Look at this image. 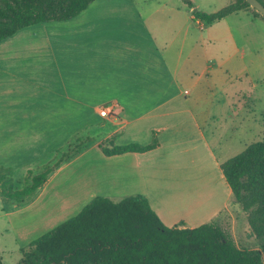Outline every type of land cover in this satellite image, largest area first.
<instances>
[{"label": "crops", "instance_id": "obj_1", "mask_svg": "<svg viewBox=\"0 0 264 264\" xmlns=\"http://www.w3.org/2000/svg\"><path fill=\"white\" fill-rule=\"evenodd\" d=\"M186 6L181 0H93L69 19L30 24L2 39L0 167L21 170L41 166L54 159L76 135L89 134L88 130L93 129L91 147H85L96 151L91 164L98 169L88 176L95 185H88L83 176L82 190L71 192L72 202L66 208L75 206L77 200L89 202L101 192L126 188L125 184L145 182L159 172L157 168L161 171L157 161L170 163L177 151H193L189 168L211 188L196 184L185 195L176 189L160 191V205L154 204L144 190L131 193H143L168 226L183 221L195 227L204 222L194 224L191 220L209 214L208 221L226 209L231 191L222 184V160H218L209 142V138L217 139L219 135L220 100L206 95L188 96L190 91L183 86L190 80L203 92L216 91L226 82L216 80L219 73L232 70L237 78L246 69L228 52L216 65L218 74L214 75L204 59L217 54V38L209 31L204 35L202 22L194 20L192 14L186 17ZM240 11L264 29V20ZM203 77L214 80L201 84ZM107 104L111 113L101 116L99 110ZM242 109L241 121L237 122L239 115L232 105L228 107L226 117L231 121L227 129L242 127L245 106ZM154 133L157 147L144 152L105 155L98 147L111 139L116 145H145ZM85 147L68 160L80 155ZM63 164L50 171L47 179L58 176ZM98 187L106 190H92ZM208 195L214 201L206 208ZM59 211L42 217L39 226L51 229L57 225L51 224Z\"/></svg>", "mask_w": 264, "mask_h": 264}, {"label": "trees", "instance_id": "obj_2", "mask_svg": "<svg viewBox=\"0 0 264 264\" xmlns=\"http://www.w3.org/2000/svg\"><path fill=\"white\" fill-rule=\"evenodd\" d=\"M92 1L0 0V41L30 24L69 19ZM181 1L200 22L213 23L249 9L264 20L245 0H233L214 12L196 11L190 0ZM259 1L264 4V0ZM157 145L154 133L145 145H116L111 139L98 147L105 155H112L144 152ZM70 154L65 152L52 166L31 175L30 184L3 191L4 197L21 201L31 195ZM219 167L231 191L228 206L237 204L245 213L256 247L239 246L220 224L217 217L225 209L195 227L183 221L168 226L143 195L129 194L119 200L97 195L74 216L21 247L17 264H264V139L248 144Z\"/></svg>", "mask_w": 264, "mask_h": 264}, {"label": "rangeland", "instance_id": "obj_3", "mask_svg": "<svg viewBox=\"0 0 264 264\" xmlns=\"http://www.w3.org/2000/svg\"><path fill=\"white\" fill-rule=\"evenodd\" d=\"M176 1L179 2L180 0ZM190 1L193 3L196 11L214 12L233 0ZM184 10L186 17L189 18L192 14L189 6H186ZM244 12L245 11H236L220 21L214 23L202 21V24L204 35L209 31L210 35L217 38L216 44L214 45L216 48L214 52L217 54L209 56L207 61L204 59V63H208L213 69L212 72H214V75L218 74V71H216L217 69H215L216 65L227 56L226 54L228 52L237 63L240 61L238 64L243 66L246 72L237 78L232 75V70H229L227 73H219L218 77L215 76L216 80H218L219 83L223 80H226V82L222 88L220 87V89L218 88L216 91L212 92H203L200 85H193L190 80H187L183 86L190 91V95L188 96H201L204 98V95H206L210 98L215 97L220 100L219 104H217L220 116L218 140L215 136V139L209 138V142L214 154L218 160H222V162L241 152L246 145L264 139V29L258 28L256 23L253 22L250 17H247ZM246 12L252 14V9ZM211 80L214 79L210 78L206 81L203 77L199 82L204 84ZM230 105L233 106L235 114L239 115V118L236 119L237 122L241 121L242 108L245 106V115L243 116L244 123L239 130L232 131L227 129L226 124L231 121V119H227L226 117L227 109ZM88 131L89 134L83 133V135H76L64 149L62 148L57 151L54 159L41 166H30L28 168H21V170L0 167V255L3 264H17L20 257L18 248L27 245L30 241L51 227L49 226L50 224L47 225L49 226L47 228H45L46 225L44 224L39 226L38 221L42 217L60 209L59 216L53 221V224H51L53 226L60 221L74 216L89 200H77L78 202L75 206L66 208V206L72 202L71 198L73 194H71V192L73 193L74 190L77 191L78 189L82 190L83 176L86 177L85 181L87 180L86 182L88 185H95L93 181L88 180V176L93 174L92 170L97 171L98 169L97 165L91 164L95 158L96 151H90V149L85 147L86 145H88L87 147H91L90 140L95 134H93V129H89ZM81 147H85L86 150L80 155H76L68 160V158L76 154ZM69 151H71V154L63 158L59 163L61 165L68 160L63 164L65 167L58 176H55L53 179H50L49 176L48 179L46 177V180L40 187L21 201L4 197L3 191L20 189L30 184L31 175L42 171L46 167L52 166L65 152ZM201 153L207 156L204 151ZM176 154L178 155L171 159L170 163H168L167 160L156 162L157 165H160L161 171L157 168L159 172L155 173L153 178L149 177L145 182L138 180V182H132L131 185L129 183L130 186L125 184L126 188L116 190L113 193L108 191L104 193L101 192V195L113 200H119L126 194H135L131 192L144 190L151 196L154 204L157 203L160 205V191L164 192L176 189L177 193L185 195L189 194L191 191L189 189H191L192 186L196 187V184L212 187L207 184V181L201 180L200 182V179L196 177L197 172L189 168L194 160L193 151H177ZM207 161L212 165L211 159L207 158ZM59 166H55L54 169L56 170ZM222 184L226 188L227 184L225 182H222ZM210 188L207 189L206 187V190ZM95 189L106 190V187L93 188L92 190ZM53 191L61 192L55 195L53 194L52 196L51 192ZM207 197L209 198H207L208 205L205 204V207L209 208L214 200L210 199L212 196L208 195ZM164 211L167 213L166 210ZM167 214L171 216L170 213ZM208 215L209 214L203 215V218L198 221L191 220V223L196 224L202 221L205 222L207 221L206 217ZM178 216L179 215L173 217L175 218ZM217 220L223 227L228 229L239 246L247 248L257 246V241L249 232L246 215L237 204L228 206L225 211L217 217ZM15 224L23 228L19 229ZM25 228L28 229V232Z\"/></svg>", "mask_w": 264, "mask_h": 264}, {"label": "water", "instance_id": "obj_4", "mask_svg": "<svg viewBox=\"0 0 264 264\" xmlns=\"http://www.w3.org/2000/svg\"><path fill=\"white\" fill-rule=\"evenodd\" d=\"M249 3L251 7H253L256 11H258L261 15L264 16V4L259 0H245Z\"/></svg>", "mask_w": 264, "mask_h": 264}, {"label": "built area", "instance_id": "obj_5", "mask_svg": "<svg viewBox=\"0 0 264 264\" xmlns=\"http://www.w3.org/2000/svg\"><path fill=\"white\" fill-rule=\"evenodd\" d=\"M109 108H110L109 105H104L103 107L100 108L99 114L101 116H108V115H110L111 109H109Z\"/></svg>", "mask_w": 264, "mask_h": 264}]
</instances>
